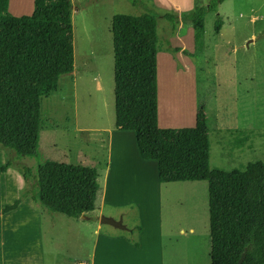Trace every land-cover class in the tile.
I'll return each instance as SVG.
<instances>
[{
    "label": "trees",
    "instance_id": "16d2710c",
    "mask_svg": "<svg viewBox=\"0 0 264 264\" xmlns=\"http://www.w3.org/2000/svg\"><path fill=\"white\" fill-rule=\"evenodd\" d=\"M222 1L184 15L198 53L205 14ZM163 18L175 31V15ZM156 20L155 12L147 10L111 19L114 127L135 133L139 154L156 162L160 183L207 184L210 264H264V162L230 171L211 169L205 107L199 102L194 127H158L156 56L161 48ZM220 24L218 20L216 32ZM73 64L71 0H34L32 13L22 16H13L8 0H0V150L5 156L0 173L17 168L24 182L19 198L0 214L27 197L49 215L76 219L95 208L100 186L94 168L46 161L34 170L19 162L37 157L41 100L56 92ZM137 229L125 231L126 241L135 247Z\"/></svg>",
    "mask_w": 264,
    "mask_h": 264
},
{
    "label": "rangeland",
    "instance_id": "374dc122",
    "mask_svg": "<svg viewBox=\"0 0 264 264\" xmlns=\"http://www.w3.org/2000/svg\"><path fill=\"white\" fill-rule=\"evenodd\" d=\"M213 1L139 0L133 5L128 0H71L73 71L59 80L56 92L41 100L37 157L19 162L34 170L46 161L91 167L96 170L98 184L102 183L106 137L83 130L114 123L111 19L115 15L138 16L146 10L157 16L160 51H182L181 62H177L180 82L173 83V93L184 98L194 82L197 101L205 107L210 168L230 171L248 162H264V0L218 3L214 12L205 14L203 50L198 53L193 28L184 15ZM165 13L175 15V31L163 18ZM218 20L221 24L216 32ZM167 59L160 60V75L170 85L172 63ZM183 103L170 105L173 122L181 118ZM212 108L221 116L217 123ZM244 135L251 143L248 147L241 144ZM0 152L3 164L5 156ZM11 169L20 174L17 168ZM2 179L0 182L6 181ZM196 184L192 188L170 185L173 187L164 192L163 207L160 204L162 222L194 228V233L186 231V236L175 238L180 264H210L207 184ZM100 217L121 220L125 229L118 230L122 232L137 226L132 236L137 240L141 225L134 202L117 209L105 207ZM165 245L166 263L170 264L171 250Z\"/></svg>",
    "mask_w": 264,
    "mask_h": 264
},
{
    "label": "crops",
    "instance_id": "0c3cea01",
    "mask_svg": "<svg viewBox=\"0 0 264 264\" xmlns=\"http://www.w3.org/2000/svg\"><path fill=\"white\" fill-rule=\"evenodd\" d=\"M33 1L8 0V10L13 16L30 15ZM181 54L179 51L172 55L162 49L156 56L158 127L161 129L192 128L196 123L198 101L194 82H190L184 98L179 92L173 93V83L180 82L177 62H181ZM161 58H168L172 63L170 85L167 78L162 80L160 75ZM183 101L184 112L178 122H173L170 105L176 106ZM210 112L214 113L211 116L217 123L216 119L221 116L213 108ZM90 130L106 137V162L94 210L74 219L43 213L28 197L23 199L14 210L0 214V264H167L166 243L171 250L170 264H180L181 253L176 249L175 238L186 236V231L194 233V228L162 222L160 204L163 207L164 192L173 187L170 185L192 188L201 181L160 183L156 162L140 156L133 131L117 130L114 123L84 128L83 131ZM241 144L244 147L251 145L249 140L246 141V135ZM0 178L6 180L0 182L1 212L19 198L24 182L21 174L17 175L11 168L0 173ZM130 202L136 204L141 225L137 247L126 241L125 231L106 228L99 222L105 207L117 209Z\"/></svg>",
    "mask_w": 264,
    "mask_h": 264
},
{
    "label": "water",
    "instance_id": "95a60500",
    "mask_svg": "<svg viewBox=\"0 0 264 264\" xmlns=\"http://www.w3.org/2000/svg\"><path fill=\"white\" fill-rule=\"evenodd\" d=\"M100 224H103V225H109V226H112L114 228H117V229H121V230H124L125 228L122 226V221L121 220H113L111 218H107V217H100V220H99Z\"/></svg>",
    "mask_w": 264,
    "mask_h": 264
}]
</instances>
